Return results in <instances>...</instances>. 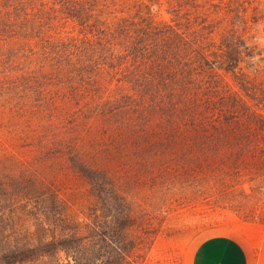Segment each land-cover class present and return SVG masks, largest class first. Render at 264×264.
Masks as SVG:
<instances>
[{"label": "rangeland", "instance_id": "obj_1", "mask_svg": "<svg viewBox=\"0 0 264 264\" xmlns=\"http://www.w3.org/2000/svg\"><path fill=\"white\" fill-rule=\"evenodd\" d=\"M56 3L0 0V264H188L263 222L264 0Z\"/></svg>", "mask_w": 264, "mask_h": 264}, {"label": "trees", "instance_id": "obj_2", "mask_svg": "<svg viewBox=\"0 0 264 264\" xmlns=\"http://www.w3.org/2000/svg\"><path fill=\"white\" fill-rule=\"evenodd\" d=\"M39 0H20L21 5L15 7L13 14L11 12V17L16 20L9 21V25L14 26L16 24H22V26L27 30L30 28L31 24L35 23L36 21H41V14L42 11L41 5L42 0H40V4H38ZM59 7L62 8V12H65L69 16H71V0H57L56 3ZM30 5H36L38 8V17L37 15V9L35 8H28L27 6ZM57 8V11H58ZM17 20H20L21 22H18ZM48 44V43H47ZM47 44L44 46V49L40 54H42V59H40L37 54L31 59L34 60L33 65L31 68H43L47 66V63L50 61H56V56L50 55L47 51ZM31 51V50H30ZM38 50H34L32 53H36ZM31 53V55H32ZM120 53L116 52H110L107 53L106 57L99 60L96 64L93 65V61L89 58H86L84 61L80 60L81 57H77V55L71 54V79L76 78L79 79L81 82H89L94 81L97 83L103 82L102 80L105 77V73L108 76H113L114 73H126L125 70H129L131 66L128 65V62H120L119 66L115 65V62L119 59ZM205 54H200V56H204ZM44 57V58H43ZM195 57V55H193ZM140 69H136L135 73L136 75L139 74ZM42 73V72H41ZM39 73V74H41ZM87 87L85 85H80V88L71 85V94L77 95V94H85ZM90 95V94H89ZM87 94L83 97L84 100L88 99L86 98ZM83 100V101H84ZM80 100L78 102V107H80Z\"/></svg>", "mask_w": 264, "mask_h": 264}, {"label": "crops", "instance_id": "obj_3", "mask_svg": "<svg viewBox=\"0 0 264 264\" xmlns=\"http://www.w3.org/2000/svg\"><path fill=\"white\" fill-rule=\"evenodd\" d=\"M188 264H264V221L247 224L237 235H214L200 241Z\"/></svg>", "mask_w": 264, "mask_h": 264}]
</instances>
